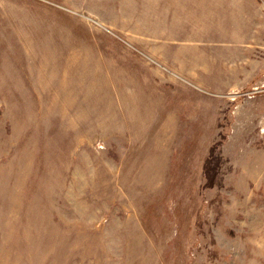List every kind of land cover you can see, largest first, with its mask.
I'll return each mask as SVG.
<instances>
[{"label":"rangeland","instance_id":"374dc122","mask_svg":"<svg viewBox=\"0 0 264 264\" xmlns=\"http://www.w3.org/2000/svg\"><path fill=\"white\" fill-rule=\"evenodd\" d=\"M0 264H264V0H0Z\"/></svg>","mask_w":264,"mask_h":264}]
</instances>
